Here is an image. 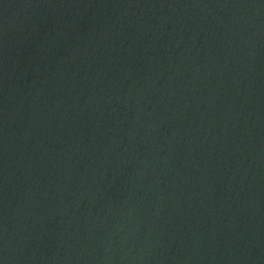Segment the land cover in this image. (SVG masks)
<instances>
[{
	"label": "water",
	"instance_id": "obj_1",
	"mask_svg": "<svg viewBox=\"0 0 264 264\" xmlns=\"http://www.w3.org/2000/svg\"><path fill=\"white\" fill-rule=\"evenodd\" d=\"M0 264H264V0H0Z\"/></svg>",
	"mask_w": 264,
	"mask_h": 264
}]
</instances>
